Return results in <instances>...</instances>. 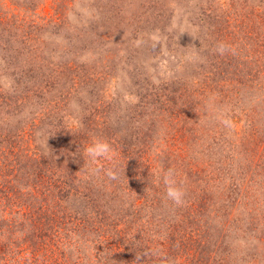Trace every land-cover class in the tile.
<instances>
[{"label": "rangeland", "instance_id": "rangeland-1", "mask_svg": "<svg viewBox=\"0 0 264 264\" xmlns=\"http://www.w3.org/2000/svg\"><path fill=\"white\" fill-rule=\"evenodd\" d=\"M0 145V251L54 216L93 225L61 235L73 263L117 231L160 264H264V0H0Z\"/></svg>", "mask_w": 264, "mask_h": 264}, {"label": "trees", "instance_id": "trees-1", "mask_svg": "<svg viewBox=\"0 0 264 264\" xmlns=\"http://www.w3.org/2000/svg\"><path fill=\"white\" fill-rule=\"evenodd\" d=\"M6 154L2 145H0V152ZM1 163V161H0ZM2 167H0V170ZM5 175V174H4ZM4 175L0 173V183L2 185H6V181L4 179ZM111 211H116V208L111 205L109 206ZM108 214L107 216L102 217L106 221V224L109 226V229H114L117 226L115 220ZM51 223H46V228L38 234L37 240L40 241L37 245H25L22 253L20 250H17L16 253L7 249L0 251V264H67V259L70 260V264H88L85 259H81L79 262H72L74 253L72 249H66L65 244V236H61L62 234H71L72 240L74 242L75 237L78 236L79 231L85 230V228H91L90 231H93V225L87 224L80 227L81 221L75 222L74 224H69L65 226V230L61 232L59 230L60 225L54 223V220H57L56 217H52ZM62 222L67 223V220L63 217ZM72 221L71 223H73ZM125 224V223H124ZM112 231V230H111ZM113 232V231H112ZM73 233V234H72ZM114 238L107 237V242L110 243V248L105 251L104 256L101 258L100 264H160L163 261V256L152 257L148 248L135 247V248H121L117 251V231L112 233ZM172 236H176V234L171 233ZM158 237V236H157ZM155 237V238H157ZM42 238V239H41ZM62 238V239H61ZM174 238V237H173ZM158 246H161V249L157 250L158 254L165 255L162 251V246H164L165 239L158 238L157 241ZM68 256V257H67ZM66 259V262L64 261Z\"/></svg>", "mask_w": 264, "mask_h": 264}, {"label": "clouds", "instance_id": "clouds-1", "mask_svg": "<svg viewBox=\"0 0 264 264\" xmlns=\"http://www.w3.org/2000/svg\"><path fill=\"white\" fill-rule=\"evenodd\" d=\"M226 46L223 44L218 45L217 51L221 54L225 51ZM72 107L75 109L78 106L73 102ZM43 139V133L37 132V143L41 142ZM47 140L41 144V147L46 146ZM111 146L102 139H94L91 144H89L84 149V157L88 163H94L100 158L111 159ZM106 175L110 179L116 178V173L111 169L106 170ZM158 178L162 180L165 189L166 198L173 204L180 206L184 203V190L181 186V182L177 179V173L173 168H168L158 172Z\"/></svg>", "mask_w": 264, "mask_h": 264}]
</instances>
